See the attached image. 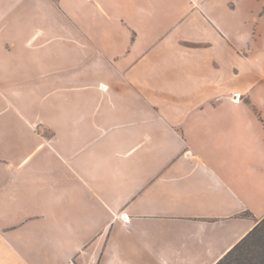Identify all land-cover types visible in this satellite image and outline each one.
I'll use <instances>...</instances> for the list:
<instances>
[{"label": "crops", "instance_id": "obj_1", "mask_svg": "<svg viewBox=\"0 0 264 264\" xmlns=\"http://www.w3.org/2000/svg\"><path fill=\"white\" fill-rule=\"evenodd\" d=\"M16 7L0 264H216L264 217V0Z\"/></svg>", "mask_w": 264, "mask_h": 264}, {"label": "rangeland", "instance_id": "obj_2", "mask_svg": "<svg viewBox=\"0 0 264 264\" xmlns=\"http://www.w3.org/2000/svg\"><path fill=\"white\" fill-rule=\"evenodd\" d=\"M13 4L14 0H0V27H9L10 29L13 22L19 20L20 8L13 9ZM11 39H18V37L14 36ZM10 40L8 43H10ZM64 43L71 44L67 41H64ZM68 50L70 51L71 47L68 46ZM5 51L8 53L16 52L11 48H7ZM16 67L20 68L22 66ZM15 79L16 88L19 90L23 84L18 73H16ZM218 264H264V222L260 224L259 229L254 234L238 244Z\"/></svg>", "mask_w": 264, "mask_h": 264}, {"label": "trees", "instance_id": "obj_3", "mask_svg": "<svg viewBox=\"0 0 264 264\" xmlns=\"http://www.w3.org/2000/svg\"><path fill=\"white\" fill-rule=\"evenodd\" d=\"M264 222V217L252 228V230L249 232V233H247L229 252H231L238 244H240L242 241H244V240H246L249 236H251L252 234H254L258 229H259V227H260V224H262ZM228 252V253H229ZM227 253V254H228ZM226 254V255H227ZM225 255V256H226ZM224 256V257H225ZM223 257V258H224ZM221 260H219L216 264H218L219 262H220Z\"/></svg>", "mask_w": 264, "mask_h": 264}, {"label": "built area", "instance_id": "obj_4", "mask_svg": "<svg viewBox=\"0 0 264 264\" xmlns=\"http://www.w3.org/2000/svg\"><path fill=\"white\" fill-rule=\"evenodd\" d=\"M104 87H106V86H104Z\"/></svg>", "mask_w": 264, "mask_h": 264}]
</instances>
